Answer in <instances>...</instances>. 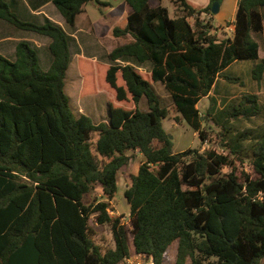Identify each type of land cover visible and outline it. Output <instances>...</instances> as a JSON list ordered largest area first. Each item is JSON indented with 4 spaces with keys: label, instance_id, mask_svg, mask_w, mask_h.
<instances>
[{
    "label": "trees",
    "instance_id": "16d2710c",
    "mask_svg": "<svg viewBox=\"0 0 264 264\" xmlns=\"http://www.w3.org/2000/svg\"><path fill=\"white\" fill-rule=\"evenodd\" d=\"M94 1L108 6L52 0L71 28ZM172 1L175 18L161 0H123L112 16L124 15L126 7L130 13L112 36L131 40L107 55L104 70L96 62L78 63L86 70L93 63L100 67L93 80L102 72L115 93L114 102L108 95V122L94 124L74 113L65 93L73 38L49 19H19L0 0V19L48 37L52 58L42 71L27 41L17 44L14 59L0 54V264H121L133 252L163 264L174 241L175 264H264V103L255 92L231 95L217 86L221 80L242 86L240 77L227 73L245 60L255 62L252 80L264 79L254 38L264 34V0H239L235 20L227 24L233 33L225 38L202 19L212 16V5L195 9L186 0ZM145 64L151 80L137 70ZM153 82L164 86L170 106L160 104ZM204 98L210 105L201 112ZM129 99L135 106L144 101L147 110L112 106ZM170 112L203 143L217 131L222 152L173 153L162 126ZM129 152L145 161L124 192L130 207L124 223L108 209ZM245 163L251 172L238 170ZM98 186L102 200L86 203ZM91 217L109 227L112 247L96 242Z\"/></svg>",
    "mask_w": 264,
    "mask_h": 264
},
{
    "label": "rangeland",
    "instance_id": "374dc122",
    "mask_svg": "<svg viewBox=\"0 0 264 264\" xmlns=\"http://www.w3.org/2000/svg\"><path fill=\"white\" fill-rule=\"evenodd\" d=\"M29 1V0H27ZM102 3L108 4V6L104 7L101 5H98L97 2H90L88 3V15L90 19H98V17L107 16V14L112 12L113 10L119 9L121 6H123V0H98ZM190 6H192L195 9H202L207 7L208 5H221V3H224L220 11L216 14H212L213 20L211 22L216 27L217 31L215 34L219 38H224L223 34L219 35L220 33L227 32L228 35H231L229 30L225 27L232 19H235V12H236V0H186ZM50 6L48 7L51 11V15L53 12V15H56V17L60 16V12L53 4L52 0H50ZM162 5L166 7L169 11V16L171 18H175L178 15L177 9L175 4L172 0H161ZM12 12H14L13 8H10ZM17 15V14H16ZM111 15V14H110ZM19 19L24 20L22 16H19ZM124 15H120L118 17H122ZM61 18V17H59ZM85 16H79L76 21L77 27L73 30H70V27L67 26L64 23V20L62 19H56L55 21L60 24L62 27H66V30L69 33L75 34L79 40H83L84 43L78 44L77 41L74 39L73 43L71 44V51L73 53V60L70 63V66L67 71L66 79H65V93L69 98L70 106L74 113L76 114H84L89 116L94 124H98L100 122H108V107L111 103V101L114 102L115 93L108 90V86H106L103 82V73L101 72L97 78V80H93L94 77H96L98 70L100 67H98L95 63H93L92 66H90L89 69L86 70L85 67H79L78 63L81 61L86 62H96L98 65L103 67V70L105 67H109L108 59H107V52L114 49L115 47L124 45L125 43L129 42L131 40L130 36H123L119 38H115L112 36V34L106 35L110 27L109 26H101L98 25V32H102L101 35L96 36L94 33H92V30L89 28V25L86 27L85 31H80V27H84L85 23ZM107 22L111 20V18L107 17ZM4 22V23H3ZM115 27H122L125 22H114ZM0 24H3L4 27H1L0 30L3 33V35H15V32H23L20 34L28 35L29 37H34L36 33L32 31L27 30H21L13 25L9 24L6 21L0 20ZM6 24V26H5ZM83 24V25H81ZM112 26V24H111ZM14 37V36H12ZM94 38H99L98 41L92 40ZM255 40L259 43V50L261 53V56L264 57V34L261 36L254 35ZM98 42V43H96ZM96 43L99 46V49H91L93 48V44ZM101 44V45H100ZM80 45V46H79ZM15 42L13 41V44L8 45V48L5 49V46L3 43H0V50L4 51L5 53L10 56L15 51ZM14 49V50H13ZM89 55L91 53H97V61L92 60L90 58L80 56L82 53ZM14 55V54H13ZM15 58V57H14ZM42 65L41 69L42 71H47L49 67L47 66L46 58L44 55H42ZM254 61L252 60H245L241 61L239 64L234 65L233 68L228 71V75H236L241 78V80L244 81V84L241 86L239 84L231 85L229 86L230 89H232L234 92H230L229 89H225L222 85L223 80L219 83V89L221 93H229L231 95H239L243 92H251V93H257L259 95L260 100L264 103V79L261 80L256 84L252 80V73L251 70L254 65ZM138 72H140L145 78H150V66L149 64H145L142 67H137ZM87 76L89 79H86V82L84 81V76ZM97 85H99V89L104 91H99L97 89ZM106 90H105V89ZM153 89L160 101V104L162 106H170L172 103V99L169 96V94L166 92L164 86L161 83H155L153 82ZM108 90V91H107ZM86 91V92H85ZM85 92V93H84ZM111 98L110 99L108 98ZM210 105V101L208 98L202 99V101L198 104L199 109L201 112H204ZM112 106L115 107H121L126 110H133L136 109V107L139 110H147L145 102L141 101L138 106H135L133 101L129 99L126 102H121L120 104L113 103ZM175 114L172 112L169 113V115L162 120V126L166 134H168L172 139V151L173 153H180L184 152L188 149H200L204 150L206 148H216L220 152L222 150L218 147L217 144L219 141L217 139V131H209V139L206 143H203L201 139L198 136V133H196L185 121H181V123L176 122L175 120ZM93 141L95 142L97 136L94 134L92 136ZM131 157V160L129 164L125 167H123L119 174H118V180H117V192L115 194L114 199L110 202L109 205V213L113 217H123L122 221L126 223L128 220L130 207L128 204L125 203L124 199V192L127 189V187L131 183V176L135 175L139 169V166L145 161L142 154L139 152H129L128 153ZM245 170L246 172H251V167L248 163H245L243 165L238 164V170ZM231 171L230 168H224V173H229ZM238 171V174L240 173ZM240 175V174H239ZM102 192L101 189L98 187L95 188V190L86 196L85 201L86 203L92 202L94 199L102 200L101 196ZM90 225L92 226L93 230L96 233V242L99 243L104 249L110 248L113 246L112 242V235L111 231L108 226L105 225H99L95 221V217H91ZM176 249H177V241H174L167 249L166 257L163 264H175L176 259ZM133 252V251H132ZM136 254L133 252L131 257L133 260H135ZM130 257V258H131ZM141 264H153L152 260L148 257L142 256V258H139ZM121 264H129L127 261H124Z\"/></svg>",
    "mask_w": 264,
    "mask_h": 264
},
{
    "label": "crops",
    "instance_id": "0c3cea01",
    "mask_svg": "<svg viewBox=\"0 0 264 264\" xmlns=\"http://www.w3.org/2000/svg\"><path fill=\"white\" fill-rule=\"evenodd\" d=\"M3 1L5 3H7L10 8H13L14 9V12L17 15L22 16L24 18V20L29 21V22H34L36 24H43L45 22V19H49L50 21L58 24L55 21L56 19H61L60 20L61 22H62V19L64 20V18L62 17L61 14L59 16L61 18H59V17H56L55 18L56 15H53V12H52V15H51V13H50L51 10L48 8L50 6V3H51L50 0H29V1H27V0H3ZM238 1L239 0H236V9H237ZM223 4L224 3H221V5L219 6V11L222 8ZM129 13H130L129 12V9H128V7H126L125 14L122 17H114L109 12L107 14V16L104 15L102 17H98V19H90L89 15H88V7L86 6L85 13L79 15V16H82L83 15V16L86 17L85 18L86 21L84 23L85 25H84V27H80V31H82V32L85 31V29H86V27L88 25H89V28L91 30H92V27L93 26L97 27V29H98V25H101V26H109L110 27V30H109V32L106 35H108V34L110 35V34H112V29L115 27V24H116L114 22H119V23L120 22H125V24H126V16ZM107 17L111 18V20L109 21V23H106L108 21L107 20ZM202 19L213 20V17L212 16H209V15H206V14H203L202 15ZM234 20L235 19H232L230 21V23H232ZM76 21H77V19H76ZM64 23H65V20H64ZM111 24H112V26H111ZM125 24L122 27H124ZM58 25L60 27H62L60 24H58ZM81 25H83V24H81ZM0 26L1 27H4L3 24H0ZM5 26H6V24H5ZM76 27H77V25L75 24V27L74 28H71L70 27V30H73ZM225 27L229 30L230 34L232 35V33H233V26L231 25V26H225ZM62 28L64 29V31L68 35H70L73 38L72 43H73L74 39L77 41L78 44L84 43L83 40H79L77 38V36H75V34L69 33L66 30V27H62ZM97 31H99V30H97ZM20 33H23V32H15V35H8V34L3 35V33L0 30V43H3L4 46H5V49H6V48H8L9 43L10 44H13V41L15 42V45L16 46L21 41H27V42L31 43V45L37 50L38 57H39V61H40V65H42V61L41 60H42V55H44V57L46 58V62H47L46 64H47L48 67H50L51 62H52V58H51V55H50V52H49V49H48V46L50 44V39L48 37H46V36H43V35H40V34H37V33H36V35L34 37H29L28 35L20 34ZM221 34H223V37L224 38L225 37H231V35H228V33L227 32H224V31L222 33H220L219 35H221ZM12 36H14V37H12ZM98 39L99 38H94L92 40H94V42H95V40L98 41ZM96 43H98V42H96ZM96 43L93 44V46H92L93 48H91V49H95V50L99 49V46H97L99 43L98 44H96ZM16 46L14 47L15 50H16ZM112 50L108 51L107 52V55ZM71 53H72V51H71ZM0 54H2L3 56H5V57H7L9 59H14V57H15V51L13 52L14 55L12 54L10 56H8L5 53V50L4 51L0 50ZM80 56H84V57L90 58V59L95 60V61H97V58H98L97 57V53H91L89 55H86L83 52L82 55H80ZM259 57L260 58H264V57L261 56L260 50H259ZM72 58H73V53H72ZM239 63H240V61L234 63L232 66H230V68L228 69V71H230L233 68L234 65H237ZM254 82H256V81H254ZM219 83L220 82H218L217 86H219ZM256 84H257V82H256ZM222 85H223V87L225 89H229V91L231 90L230 92H234L232 89L229 88V86H231L232 84H228L227 82L224 81V82H222Z\"/></svg>",
    "mask_w": 264,
    "mask_h": 264
},
{
    "label": "built area",
    "instance_id": "2783aa9c",
    "mask_svg": "<svg viewBox=\"0 0 264 264\" xmlns=\"http://www.w3.org/2000/svg\"><path fill=\"white\" fill-rule=\"evenodd\" d=\"M142 256H143V255H141V254H136V256H135V260H133L132 257H131V258L127 259L126 261H127L129 264H141V262L138 261V260H139V258H142Z\"/></svg>",
    "mask_w": 264,
    "mask_h": 264
},
{
    "label": "water",
    "instance_id": "95a60500",
    "mask_svg": "<svg viewBox=\"0 0 264 264\" xmlns=\"http://www.w3.org/2000/svg\"><path fill=\"white\" fill-rule=\"evenodd\" d=\"M218 11H219V5L213 4L212 8H211V14L214 15V14L218 13Z\"/></svg>",
    "mask_w": 264,
    "mask_h": 264
}]
</instances>
